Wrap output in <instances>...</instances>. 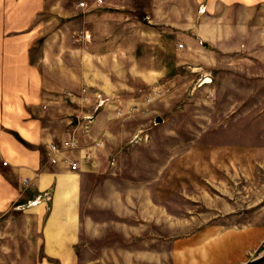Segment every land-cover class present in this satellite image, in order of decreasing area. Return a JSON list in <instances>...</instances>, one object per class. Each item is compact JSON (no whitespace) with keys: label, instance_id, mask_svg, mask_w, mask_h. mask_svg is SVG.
Listing matches in <instances>:
<instances>
[{"label":"rangeland","instance_id":"rangeland-1","mask_svg":"<svg viewBox=\"0 0 264 264\" xmlns=\"http://www.w3.org/2000/svg\"><path fill=\"white\" fill-rule=\"evenodd\" d=\"M107 1L95 6L128 1L145 23L148 0ZM166 1L178 5L180 13L171 11L167 26L159 29L164 39L138 30L127 41L129 53L89 59L88 80L78 91L64 94L78 105L71 124L83 133L102 110L115 113L106 129L109 134L102 130L105 134H98L94 143L100 141L103 148L101 177L121 197L116 201L119 213L106 208V215L93 216L105 224L89 228L83 215L75 264H131L132 238L162 232L181 236L216 224L248 226L250 241L257 239L253 230L262 232L249 258L264 249V43L251 39L250 54L243 52L245 37L252 32L244 13L240 19L245 24H200L199 40L191 33V11L196 7L195 15L204 16L206 0ZM43 14L48 16L49 10ZM71 41L73 47L91 42L85 32ZM241 52L246 54L237 55ZM73 58L67 63L80 70L82 56ZM99 100L102 105L93 111ZM68 140H76L77 146L62 148L59 154L94 167L95 155H72L80 149L77 136L71 134ZM9 213L0 214V264H34L32 240L27 238L32 232L22 218L11 219Z\"/></svg>","mask_w":264,"mask_h":264},{"label":"crops","instance_id":"crops-1","mask_svg":"<svg viewBox=\"0 0 264 264\" xmlns=\"http://www.w3.org/2000/svg\"><path fill=\"white\" fill-rule=\"evenodd\" d=\"M48 1L47 5V0H0V214L9 211L11 219L22 218L28 225L27 232H32L27 237L32 240V263L75 264L83 215L89 228L94 223L105 224L104 219L95 220L93 216L106 215V208H112L115 215L119 213L121 205L116 201L121 197L119 192L109 190L110 182L101 177L99 154L103 148L100 141L94 143L98 134H109L106 129L115 113L102 110L96 124L83 133L71 124L78 105L64 94L78 91L88 80L85 74L92 68L89 59L129 53L127 41L136 38L138 30L144 28L146 35L164 39L166 35L160 30L170 21L171 11L179 14L180 7L166 0H148L146 21L141 23L138 9L133 3L129 6L128 1L110 7H97L93 0ZM80 1L88 7L78 6ZM203 6L204 16L195 15L196 7L191 11L195 23L191 33L199 40L203 38L200 24L227 20L239 23L244 13L250 18L246 26L252 32L245 37L243 52L250 54L248 49L254 46L251 39L264 43V0H206ZM46 8L48 16L43 14ZM59 16L63 23L58 21ZM236 16L239 20H233ZM80 32L89 34L91 42L73 47L71 38ZM243 52L237 55L246 54ZM77 54L82 56L80 70L67 63L74 62ZM93 66L99 71V65ZM71 134L77 136L80 147L72 155H95L94 167L81 161L79 169L72 171L63 162L62 153L57 162L49 160L48 145L63 146ZM88 137L95 140L91 142ZM34 199L35 204L27 205ZM16 206L18 209H14ZM250 232L245 225L233 228L216 224L181 236L162 232L139 240L132 238L130 263L243 264L263 237L262 232L253 230L257 239L250 241Z\"/></svg>","mask_w":264,"mask_h":264},{"label":"built area","instance_id":"built-area-1","mask_svg":"<svg viewBox=\"0 0 264 264\" xmlns=\"http://www.w3.org/2000/svg\"><path fill=\"white\" fill-rule=\"evenodd\" d=\"M101 2H102V0H94L93 1V3L97 4V5H99ZM78 6L83 7V8H87L88 7V5L84 1L78 2ZM80 34H81V32L75 34V36H74L75 40L79 39V35ZM86 90H87V88H86ZM83 91H85V89H83ZM82 99H84V98H82ZM101 105H102V101L99 100L97 102V104H95V106L93 108V111H96ZM86 119H90V117H87ZM76 146H77L76 145V140H68V141L65 142V144L63 146L58 145L57 143H50L48 145V147H47V155H48L50 161L55 163V162H57V156L60 153V151H62V148H66V147L73 148V147H76ZM86 157L88 158L87 154H86ZM62 160L65 163H67L68 168L70 170H72V171H76L79 168V164H80L79 161L76 160V159H71L68 155H64ZM3 164H5V161H3ZM35 203H36V199H34L33 201H28L27 205L35 204Z\"/></svg>","mask_w":264,"mask_h":264},{"label":"water","instance_id":"water-1","mask_svg":"<svg viewBox=\"0 0 264 264\" xmlns=\"http://www.w3.org/2000/svg\"><path fill=\"white\" fill-rule=\"evenodd\" d=\"M156 122L160 121L159 117H156L155 119ZM264 261V249L257 255L249 258L245 263L243 264H259Z\"/></svg>","mask_w":264,"mask_h":264},{"label":"trees","instance_id":"trees-1","mask_svg":"<svg viewBox=\"0 0 264 264\" xmlns=\"http://www.w3.org/2000/svg\"><path fill=\"white\" fill-rule=\"evenodd\" d=\"M18 138H19V140H21L20 137H18ZM21 141H22V140H21ZM24 143H25V142H24ZM26 144H27V143H26ZM48 260H51V259H48Z\"/></svg>","mask_w":264,"mask_h":264}]
</instances>
